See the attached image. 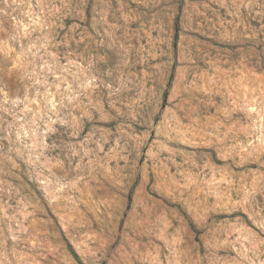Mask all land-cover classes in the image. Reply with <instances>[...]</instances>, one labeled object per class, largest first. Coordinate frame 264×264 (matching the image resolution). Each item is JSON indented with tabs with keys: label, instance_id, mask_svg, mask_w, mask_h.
<instances>
[{
	"label": "rangeland",
	"instance_id": "374dc122",
	"mask_svg": "<svg viewBox=\"0 0 264 264\" xmlns=\"http://www.w3.org/2000/svg\"><path fill=\"white\" fill-rule=\"evenodd\" d=\"M0 264H264V0H0Z\"/></svg>",
	"mask_w": 264,
	"mask_h": 264
},
{
	"label": "trees",
	"instance_id": "16d2710c",
	"mask_svg": "<svg viewBox=\"0 0 264 264\" xmlns=\"http://www.w3.org/2000/svg\"><path fill=\"white\" fill-rule=\"evenodd\" d=\"M189 223V226L193 229V225H192V223L190 222V221H188ZM68 248H69V250H70V252H71V254L73 255V257L75 258V260L77 261V262H79L78 261V257L74 254V252L72 251V249H71V247L68 245Z\"/></svg>",
	"mask_w": 264,
	"mask_h": 264
}]
</instances>
